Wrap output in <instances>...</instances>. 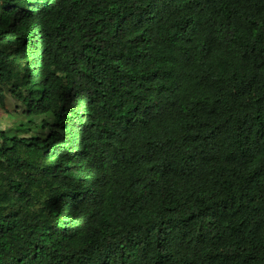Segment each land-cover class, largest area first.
Segmentation results:
<instances>
[{
  "label": "trees",
  "instance_id": "1",
  "mask_svg": "<svg viewBox=\"0 0 264 264\" xmlns=\"http://www.w3.org/2000/svg\"><path fill=\"white\" fill-rule=\"evenodd\" d=\"M12 99L0 264H264V0H0Z\"/></svg>",
  "mask_w": 264,
  "mask_h": 264
},
{
  "label": "rangeland",
  "instance_id": "2",
  "mask_svg": "<svg viewBox=\"0 0 264 264\" xmlns=\"http://www.w3.org/2000/svg\"><path fill=\"white\" fill-rule=\"evenodd\" d=\"M12 104L14 106V109L9 108L10 110L6 112L5 114L0 110V129H5L8 127L12 129H16L22 124H25L26 122H28V119L24 116L22 112L23 109L18 111L17 108L15 107L19 103L15 102V100L13 99H12V102L8 101V105H10V107H12ZM7 113L9 116L6 117ZM10 128L8 130L13 131ZM10 135H13L12 132H10Z\"/></svg>",
  "mask_w": 264,
  "mask_h": 264
}]
</instances>
